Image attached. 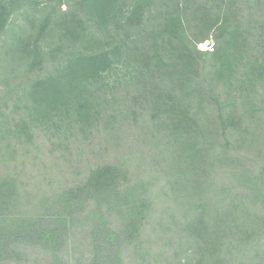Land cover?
Listing matches in <instances>:
<instances>
[{
  "label": "trees",
  "instance_id": "trees-1",
  "mask_svg": "<svg viewBox=\"0 0 264 264\" xmlns=\"http://www.w3.org/2000/svg\"><path fill=\"white\" fill-rule=\"evenodd\" d=\"M6 237L0 264H264V0H0Z\"/></svg>",
  "mask_w": 264,
  "mask_h": 264
},
{
  "label": "rangeland",
  "instance_id": "rangeland-1",
  "mask_svg": "<svg viewBox=\"0 0 264 264\" xmlns=\"http://www.w3.org/2000/svg\"><path fill=\"white\" fill-rule=\"evenodd\" d=\"M212 45H213L212 41L208 40V41H205L203 43L198 44V48H200V49H211ZM118 68L120 70H116L115 72H113L111 74H109V72H108V74H106L107 77L110 76L108 78V80H115L116 78H121V77L127 76V74H128V76L130 75V70H127L125 67H121L120 66ZM7 241H8L7 237L6 238H2V239L0 238V253H3V252L7 253V251H6L7 250V245H6ZM49 252H50V250L47 253H49Z\"/></svg>",
  "mask_w": 264,
  "mask_h": 264
}]
</instances>
